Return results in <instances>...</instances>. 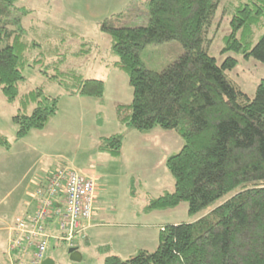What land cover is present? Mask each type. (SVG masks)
I'll use <instances>...</instances> for the list:
<instances>
[{
    "label": "trees",
    "instance_id": "obj_1",
    "mask_svg": "<svg viewBox=\"0 0 264 264\" xmlns=\"http://www.w3.org/2000/svg\"><path fill=\"white\" fill-rule=\"evenodd\" d=\"M19 1L0 0V90L9 103L19 98L22 111L33 106L30 114L23 111L13 117L16 139L45 129L58 104L40 87L19 96L23 69L34 67L27 58L29 45L22 27L29 11L18 7ZM145 2L147 26L115 27L105 19L100 27L110 39L113 66L126 73L133 92L130 104L116 107L117 119L139 134L175 131L183 142L164 162L173 191L151 198L143 212L185 203L188 214L197 218L159 226L153 251L139 248L126 260L110 255L103 264H264V79L248 97L227 77L240 60L264 64V0ZM219 14L229 27L220 38L221 60L210 52L220 34L214 23ZM68 36L52 48L61 57L57 69L67 55L87 56L94 50L84 39L79 50H66L65 44L78 38ZM174 41L183 53L161 71L148 70L140 57L146 46ZM50 79L68 96L103 95V81L75 72H60ZM0 145L9 148L2 138ZM121 147L122 136L115 134L102 138L99 150L117 157ZM59 232L55 240L61 237ZM28 250L31 259L35 248Z\"/></svg>",
    "mask_w": 264,
    "mask_h": 264
},
{
    "label": "rangeland",
    "instance_id": "obj_2",
    "mask_svg": "<svg viewBox=\"0 0 264 264\" xmlns=\"http://www.w3.org/2000/svg\"><path fill=\"white\" fill-rule=\"evenodd\" d=\"M18 7H24L29 11L22 19V27L26 43L29 45L27 58L29 64L34 65V67L23 69L24 81L18 85L19 96L40 87L44 95L57 98L58 104L55 115L49 121L47 132L46 126L41 132L31 131L25 137L16 139L17 126L13 123V117L18 113L23 114L21 113L23 111L30 114L33 106L22 111L19 98L9 103L0 90V138L9 144L8 149L0 145V204L2 207L4 209L8 207L12 200L18 202L20 192L26 183L39 175L42 168H71L81 171L79 169L83 168V165H88L91 152L97 155L98 142L94 134L98 136L120 134L122 136L123 145L119 157L104 156L107 157L108 163L105 158H101L97 167H109L108 171L101 170L100 172L109 177L115 185L118 182L116 185L118 192L122 190L124 184L131 190L132 184L128 177L134 179V191H132L136 195L134 201L131 202L135 204V207L144 209L151 198L170 191L173 188V179L161 161V150L146 146L137 131L118 124L115 104H130L133 92L126 73L113 65L110 66L114 61L109 52L110 39L100 32L104 19H107L109 25L115 27L147 26L149 17L145 0H20ZM214 23L219 24L217 31L219 30L220 34L215 36L210 52L221 60L219 52L222 40L220 38L229 32V27L227 19L221 18L220 14ZM211 29L216 31L214 24ZM68 34H75L78 38H71L65 44L66 50L70 52L79 50L83 39L90 41L94 50L87 56L67 55L65 63L57 69L56 63L61 57L56 56L52 48L57 45L62 36L67 37ZM212 35L211 32L209 38H212ZM99 50L101 54L96 52ZM182 53L181 45L174 41L148 45L140 57L148 70L161 71ZM60 72H75L84 79L101 78L100 80L104 82L102 97L68 96L61 85L50 79ZM227 77L237 84L243 93L252 97L257 84L264 79V64L254 60H240L237 68L228 72ZM56 130L59 137H56ZM78 133L81 136L79 147ZM168 136H171L168 155L176 154L183 142L175 131H170ZM15 184L17 191H13L10 195ZM95 186L97 193L96 182ZM96 193L91 219L96 215ZM63 208H58L54 202L50 210L61 211ZM37 210L38 207L31 217L36 215ZM53 217L58 221L63 218L62 215L58 218L50 214L46 220ZM196 218L188 214L187 205L182 203L177 208L166 210V212L154 211V214L147 217L148 222L144 220V224L187 223ZM115 221H111L113 225L110 227H114V231L121 232L124 227L120 225V222L125 223L126 218ZM138 222L142 221L137 220V225L140 224ZM14 224L9 229V240L12 237L11 228ZM126 231L130 230L126 229ZM82 236L80 241H84L85 236L83 234ZM102 236L106 235L101 234L97 240L90 241L89 245L86 242L80 244L79 239L73 237L72 246L60 240H56L60 244L56 246L54 239H50L45 255L52 256L55 264H103L105 255L96 254V249L101 247L99 244L102 242L100 240ZM104 241L105 249L119 254L122 260H126L135 256L139 248L155 250L158 243V228L154 226L142 230L133 228L125 240L109 235ZM77 243L80 244L79 248H82L79 249L82 259L72 261L68 249ZM3 245L4 243L0 242V250ZM8 249L9 245H7V251Z\"/></svg>",
    "mask_w": 264,
    "mask_h": 264
},
{
    "label": "crops",
    "instance_id": "obj_3",
    "mask_svg": "<svg viewBox=\"0 0 264 264\" xmlns=\"http://www.w3.org/2000/svg\"><path fill=\"white\" fill-rule=\"evenodd\" d=\"M96 52H100V50ZM109 52H110V49H109ZM99 54H101V52ZM110 56H112L111 53H110ZM111 65H113V62H111L110 66ZM90 79H93V78H90ZM98 79L100 80L101 78H97V80ZM115 105L117 107L120 104H115ZM49 124L50 122L47 125L46 132L47 130H49L48 128ZM38 132H41V131H38ZM44 132L42 133L43 137H44ZM169 132L170 131L165 132V131H160V130H153L150 133L139 135L142 139L141 141H143L146 146H152L153 148H159L161 150L162 152L161 161L163 163L165 159L169 156L168 152L170 151L171 136H168ZM94 135H95L94 138L98 142L97 153H96L97 155H94V153L91 152V158L88 159V165H83L82 166L83 168H80L79 170L85 171L88 175L92 176L95 179V182L97 185V193H96L97 201H95L96 215L89 221L82 222V225L84 227L82 234L85 236L84 241H80V238L83 237L81 233L79 234L77 238L79 239L78 241L80 242V244L86 242L88 243L87 245H89L90 241L97 240L101 234L106 235V236H102L103 237L102 239L100 238L102 242L99 245L101 247H98L96 249L97 251L96 254L98 256L105 255L104 256V260H105L110 255L119 256V254L112 252V251L110 252L109 249L104 248L105 245L103 244V241L109 235L120 237L121 239L125 240L126 237H129V235L131 234V229L133 228L136 230L138 229L142 230L144 228L154 226L155 228L157 227L159 229L158 226H162V225H157L156 223L152 225L144 224V220H146L147 217L150 216V214H154V212L150 214H144L142 208L141 209L137 208L135 207V204L132 203L134 201V196L136 195L133 192L135 182L132 177H128L130 178L129 181L132 184L131 190H129V188L126 187L124 184L122 187V190L118 192L117 187H116L118 182L115 185L109 177H107L105 174H102L100 172L101 170L108 171L109 167L105 166L102 168H98L97 163L99 162V160H101V158H105L107 162V159H106L107 157H104V156H110L108 154L100 152L99 150L100 141L104 137H109L115 134H111L108 136H104V135L98 136L96 134ZM56 137H59L57 136V130H56ZM77 138L79 140L78 141V147H79V145H81V142H80L81 136L79 133L77 135ZM33 149L35 150V148ZM55 169L57 168H54V169L42 168V170H40L39 175H36L35 177L31 178V180L26 183V185L20 192L21 196H19L18 202L16 201L14 202V200H12V202H10L8 207H6L5 209L0 204V235L2 236V237L0 236V242L4 243V245L2 246V250H0V264H27V261L30 259L29 250L8 253L7 245H8V240H9V229L14 224L16 218L17 219L18 218L28 219L31 217V215L34 214L39 203L42 201V196L38 195L37 192L45 184L49 174ZM18 183L20 185V182ZM13 191L15 192L17 191L16 184L13 186L12 190L10 191V195L13 193ZM171 191H173V188H171L169 192ZM53 201L55 202L58 208H63L64 195L61 193L59 196L55 197ZM163 212H166V211H163ZM123 218H126L127 220L125 223L120 222L121 223L120 225H122L124 229L121 232L114 231L115 230L114 227H110V225H113L111 221L116 222L115 220H119V219L123 220ZM137 220L142 221V222H138L140 224L137 225ZM58 224H59V221L55 217L45 220L43 222L44 233L48 235V243L50 239H54V241L56 242L55 244L56 246L60 245L55 240L58 234L60 233ZM126 229H129L130 231H126ZM107 233L109 234L107 235ZM133 233H137V232H133ZM156 236H157V231H156ZM80 244L77 243V245H74V248L77 249L78 254H81L80 250L82 248H79ZM142 249H147V248H142ZM44 260H49L51 261V264H55L54 258L50 255H45ZM104 260H103V263H104Z\"/></svg>",
    "mask_w": 264,
    "mask_h": 264
},
{
    "label": "built area",
    "instance_id": "obj_4",
    "mask_svg": "<svg viewBox=\"0 0 264 264\" xmlns=\"http://www.w3.org/2000/svg\"><path fill=\"white\" fill-rule=\"evenodd\" d=\"M95 179L85 172L71 168H57L52 171L45 184L37 192L42 196L35 216L29 220L16 219L11 228L12 237L9 240V252L24 251L34 247L35 251L28 264H41L44 260L48 235L44 233L43 222L50 214H54L59 221L61 237L58 240L67 242L70 246L73 237L79 235L84 227L82 222L91 219L93 203L96 193ZM64 195L63 210L51 211L53 199L60 194ZM57 239V238H56Z\"/></svg>",
    "mask_w": 264,
    "mask_h": 264
},
{
    "label": "water",
    "instance_id": "obj_5",
    "mask_svg": "<svg viewBox=\"0 0 264 264\" xmlns=\"http://www.w3.org/2000/svg\"><path fill=\"white\" fill-rule=\"evenodd\" d=\"M68 254L70 256V260H72V261H80L81 260L80 254H78L77 249L74 247H70L68 249ZM41 264H51V261L43 260Z\"/></svg>",
    "mask_w": 264,
    "mask_h": 264
}]
</instances>
